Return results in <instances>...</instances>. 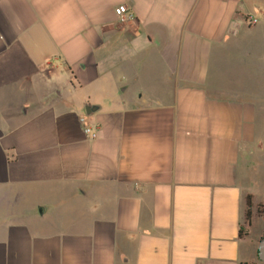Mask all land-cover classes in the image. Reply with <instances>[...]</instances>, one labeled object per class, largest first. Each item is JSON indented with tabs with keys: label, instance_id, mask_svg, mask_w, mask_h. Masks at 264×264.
Masks as SVG:
<instances>
[{
	"label": "crops",
	"instance_id": "0c3cea01",
	"mask_svg": "<svg viewBox=\"0 0 264 264\" xmlns=\"http://www.w3.org/2000/svg\"><path fill=\"white\" fill-rule=\"evenodd\" d=\"M260 153L264 0H0V264H248Z\"/></svg>",
	"mask_w": 264,
	"mask_h": 264
},
{
	"label": "built area",
	"instance_id": "2783aa9c",
	"mask_svg": "<svg viewBox=\"0 0 264 264\" xmlns=\"http://www.w3.org/2000/svg\"><path fill=\"white\" fill-rule=\"evenodd\" d=\"M129 10V7L126 4H121L115 8V14L120 19V21H129L132 20ZM245 20L249 25H255L258 22L257 18L252 15H248ZM85 132L92 138L97 137V132L94 131L90 126L85 128Z\"/></svg>",
	"mask_w": 264,
	"mask_h": 264
},
{
	"label": "rangeland",
	"instance_id": "374dc122",
	"mask_svg": "<svg viewBox=\"0 0 264 264\" xmlns=\"http://www.w3.org/2000/svg\"><path fill=\"white\" fill-rule=\"evenodd\" d=\"M224 55H225V58L226 59H224V68L226 69V70H228L229 71V69H230V52H229V50H226L225 52H224ZM225 69H224V71H225ZM229 75L227 76L226 74L223 76V79H224V81H226L227 79H229ZM229 81V80H228ZM225 94V93H224ZM259 155V154H258ZM263 155H261V153H260V157H259V159L258 160H260V162H261V160L262 159H264L263 157H262ZM262 165V164H261ZM262 177H264V168H262L261 169V171H259V172H257L256 173V178H259V179H261ZM247 204H246V207H245V209H244V215H243V223H244V228H246L247 227V225H248V221H247ZM258 214V213H257ZM252 216H254V214L252 215ZM253 219V218H252ZM252 219H251V221H252ZM245 242V244H246V246L247 247H249L248 246V244H247V242L246 241H244ZM246 247V248H247ZM248 249V248H247ZM248 264H264V262H262V261H259L258 260V258H257V253H256V256H255V259L252 261V262H249Z\"/></svg>",
	"mask_w": 264,
	"mask_h": 264
},
{
	"label": "trees",
	"instance_id": "16d2710c",
	"mask_svg": "<svg viewBox=\"0 0 264 264\" xmlns=\"http://www.w3.org/2000/svg\"><path fill=\"white\" fill-rule=\"evenodd\" d=\"M246 204H247V223L250 224L251 223V219H252V202H251V198L250 196L247 197L246 199ZM257 213L260 215V216H263L264 214V205L263 204H260L258 205V208H257Z\"/></svg>",
	"mask_w": 264,
	"mask_h": 264
},
{
	"label": "water",
	"instance_id": "95a60500",
	"mask_svg": "<svg viewBox=\"0 0 264 264\" xmlns=\"http://www.w3.org/2000/svg\"><path fill=\"white\" fill-rule=\"evenodd\" d=\"M264 217V214H263ZM257 258L259 261L264 262V233L258 242V249H257Z\"/></svg>",
	"mask_w": 264,
	"mask_h": 264
}]
</instances>
